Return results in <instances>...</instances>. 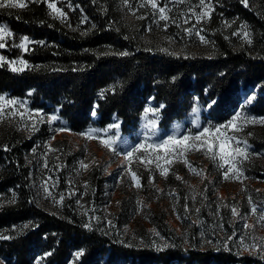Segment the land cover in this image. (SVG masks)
Returning a JSON list of instances; mask_svg holds the SVG:
<instances>
[{
	"label": "trees",
	"instance_id": "obj_1",
	"mask_svg": "<svg viewBox=\"0 0 264 264\" xmlns=\"http://www.w3.org/2000/svg\"><path fill=\"white\" fill-rule=\"evenodd\" d=\"M251 1L245 7L240 0H214L216 9L250 26L251 43L230 45L217 36V50L211 55H173L136 47L118 27L119 0H59L72 27L50 15L46 3L26 0L24 8H0V24L14 34L0 52L31 66L16 72L7 65L0 67V94L56 112L74 131L103 127L115 117L121 131L129 133L149 97L165 106L159 112L163 127L182 119L195 99L206 105L216 101L208 107L207 118L221 123L233 113L235 94L250 86L258 89L250 110L264 114V0ZM69 3L80 7L72 11ZM82 17H87L84 23ZM24 36L33 41L27 52L12 46ZM39 41L44 44L35 43ZM125 51L129 55L119 54ZM113 87L114 92L99 96ZM6 145L9 151L0 141V191L13 189L15 202L0 206V234L12 237L0 240V255L11 264H36L38 257L43 258L40 264H264L261 254L127 245L84 227L69 214L51 213L37 205L21 151ZM162 221L151 219L161 230ZM25 224L29 226L23 228ZM80 249L84 255L77 260L74 253ZM46 252L52 255L44 257Z\"/></svg>",
	"mask_w": 264,
	"mask_h": 264
},
{
	"label": "rangeland",
	"instance_id": "obj_2",
	"mask_svg": "<svg viewBox=\"0 0 264 264\" xmlns=\"http://www.w3.org/2000/svg\"><path fill=\"white\" fill-rule=\"evenodd\" d=\"M25 1L23 0V2ZM58 1L55 0L57 7L65 12ZM119 2L122 19L120 18L118 27L123 28L136 47L154 49L169 54L175 53L173 55L195 53L211 55L217 50V36H221L230 45L246 46L248 44L247 38L243 36L244 30L240 26L246 25L245 30L249 33L250 26L234 16H228L224 10L216 9L214 0H211L215 9L211 13V18H205L196 25L197 30L203 29L201 34L207 39L208 43L206 44L201 43L195 35L189 36L184 32V28L196 24V18L193 16L188 24H184L183 14L188 13L189 4L197 8L198 12V0H185L184 3L174 4L170 0H158L161 6L167 4L171 9L170 20L167 22L158 21V23L154 22L158 20V17L154 16L150 7L138 8V0H130L133 8H138L136 15H132L122 0ZM141 15L145 18L137 19V16ZM171 19H175L176 23H171ZM59 20L69 26L68 17L66 20L62 18ZM226 22L231 23V27H227ZM166 23L168 27L165 31ZM178 24L180 27H177ZM149 28L151 31L148 30ZM234 31L240 34L232 35ZM160 49H168V51ZM0 55L9 61L20 59V57L11 58L2 52ZM15 66L23 67L20 64ZM257 90L252 86L240 89L235 94L236 104L233 107V113L221 123L209 120L207 118L208 105L197 101V99L182 119L175 120L166 127L159 123L160 111L156 117H153L151 113L145 117L142 111L131 132L124 133L120 127L108 132L109 136L118 137L117 143L114 145L117 152L120 153L118 155L104 147L100 139H87L79 135L90 128L105 129L113 121L103 127H89L81 131H74L66 126L56 112H45L40 109L48 115L55 113L58 120L53 123L37 122L35 130H32L31 125L34 120L29 118V110L37 109L30 107L25 99L0 94L6 98L25 102L24 107L17 105L3 108L0 113L2 116L0 118V141L3 146L8 143L12 145L11 147L21 151L37 205L51 213H56L59 216L69 214L82 221L84 225L89 222L91 216L99 217V220H92L90 229L127 245L147 247L153 250L175 245L181 249L212 248L238 254L250 253L237 247L238 238L245 236L247 243H252L253 238H264V225H257L253 230H244V221L240 217H233L230 208L237 206L241 216H247L248 223L256 225L258 214L247 215L251 207L248 197L251 196L258 207L264 206V172L261 171L264 168V124L244 123L243 120H240L238 121L240 131L221 128L224 135H234L241 141L239 147L244 148L243 142L246 141L248 153V159L237 157L235 161H231L224 167L220 166L223 164V160L220 159L221 155L233 153L237 145L234 142L225 141L224 136L217 133L212 126L225 125L238 111L248 118L264 117V114L256 115L251 112V103L245 104V97L255 96ZM0 104L3 102L0 101ZM152 105L157 106L153 101ZM146 106H148V100L144 108ZM194 108L197 109L196 112H193ZM20 113L24 114L23 119H21ZM35 115L33 111L32 117ZM148 119L156 120L155 131L150 126L145 127ZM45 121H47V117H45ZM61 127L67 130L54 131ZM203 128H209L210 131L202 135L199 141H196L195 147H189L193 143L192 137L198 135ZM170 135L177 139L184 135H188L190 138L184 145L177 144L175 147L166 145L165 148L168 151L147 148L148 144L158 143ZM53 136L54 139H52ZM104 138L107 139V137ZM221 143L224 144L223 153L219 150ZM48 144L51 145V148L59 151H48L46 147ZM139 144H145L146 148L135 152L132 157L126 160L124 154ZM34 147L37 149L35 153L31 151ZM46 151H48L47 169L43 168ZM169 152L172 153L171 156H169ZM177 153H182V155ZM57 157L59 160L56 159ZM185 159L197 170L202 169L206 178L189 171L184 162ZM93 160L95 163H92ZM81 161L89 164L86 170L81 168ZM157 163L160 164L159 168L156 167ZM233 163L242 176L239 179H224L225 169ZM165 168L168 170L166 176L161 175V171ZM256 170L261 171L262 174ZM131 172H135L140 178L141 188L137 189L133 186ZM177 175L183 180H177ZM49 176L52 177L48 185L52 197H47L41 188L42 182ZM149 178H152L153 183H149ZM69 181H71V185H69ZM85 183L88 185L87 188L84 187ZM53 184L55 187L52 186ZM73 188L76 190V195L69 198L68 193ZM157 189L162 191H157ZM173 191L176 193L175 196L171 194ZM13 193V189L0 191V206L12 200ZM60 193L65 194L62 205L53 201V198L59 200ZM193 196H195L194 200ZM78 199L80 204H77ZM138 201H141L142 204H139ZM185 204L188 205V211H185ZM197 208L200 209L199 212L195 211ZM106 219L111 220L113 227L107 226ZM151 219H163L160 226L162 230L153 224ZM221 223H223V229L218 227ZM233 232L236 233V238L229 241L225 247L226 237ZM255 242L258 243L259 239ZM0 259H3L5 264L12 263L8 262L7 257L3 255H0Z\"/></svg>",
	"mask_w": 264,
	"mask_h": 264
},
{
	"label": "snow or ice",
	"instance_id": "obj_3",
	"mask_svg": "<svg viewBox=\"0 0 264 264\" xmlns=\"http://www.w3.org/2000/svg\"><path fill=\"white\" fill-rule=\"evenodd\" d=\"M29 2L31 3H46L47 7L51 10L50 11V15H54V18H62L63 20L67 19V13L63 12L61 8H58L56 5L55 0H29ZM93 3L96 2V0H92ZM171 3H184L185 0H170ZM240 2L245 6L248 7V0H240ZM122 3L129 9V11L132 13V15H136V12L138 11V8H147L150 7L154 16L158 17L157 22L158 21H169L170 20V16H169V12L171 11V9L168 7L167 4H164V6H161L160 3H158V0H138V8H133L132 3H130V0H122ZM14 8V7H20V8H24L27 7V4L23 2V0H0V8ZM69 7L71 8L72 11H75L77 8H79V5H71L69 3ZM197 7L199 8V11L197 12V8L193 7L191 4H189V9H188V13L187 14H183V23L184 24H188L191 20V18L194 16L196 18V24L192 25V27H187L184 28V32L186 34H188L189 36L191 35H195L196 37L199 38L201 43H208L207 39L205 38L204 35H202L201 33L203 32V29H196V25H198L202 20H204L205 18L210 19L211 18V13L215 10L212 6L211 0H198V4ZM144 16H137V19H144ZM87 20V17H82L81 19V23H84ZM171 23H176L175 19H171ZM226 26L227 27H231V23L226 22ZM69 27H71V25L69 24ZM93 27H95V25H93ZM168 27V24L166 23L164 25V30L166 31ZM177 27H180V25L178 24ZM243 31V36L245 38H247V42L251 43V39H250V33L248 31H246L245 29L247 28L246 25H241L240 26ZM149 31H151V28L148 29ZM240 33L234 31L232 33V35H239ZM13 33L8 29V27L6 25H0V49H3L5 47L8 46L7 40L6 38H11L13 37ZM127 38V37H125ZM171 39V38H169ZM33 43V41L30 40L29 37L24 36L20 38V42L19 44H15L13 43L12 46L14 47H18L20 49H22L23 51L27 52L30 49L28 48V44ZM35 43H40V44H44V41H39V42H35ZM150 50V49H149ZM161 51H168V49H160ZM122 56H126L129 55L128 52H121L119 53ZM175 54V53H173ZM5 64H7L10 68L11 71L16 72V71H23L24 68L26 67H31L30 65H28L27 61L23 60L22 58L18 59V60H11L9 61L6 57L0 55V67L4 66ZM16 64H20L23 65V67H16ZM74 71L76 69H73ZM108 91H115V88H109L106 90H101V92L99 93V96L101 98L104 97L105 93ZM32 93L29 92L28 95H31ZM154 97H149L148 99V106H146L143 110L145 117L148 116L149 113L152 114L153 117H156V114L162 110L165 106L163 104L159 105V106H153L152 105V101L154 100ZM255 97L254 96H246L245 97V104H250L254 101ZM0 101L3 102V104H0V113H2L3 108L5 106H19V107H24L25 102L24 101H19L16 99H12V98H6V96L4 95H0ZM216 103V101H212L211 103L208 104V107L211 108L214 104ZM99 105H94L93 106V111H92V115L95 116L97 114V109H98ZM243 107V106H242ZM35 112V117H32V112ZM197 109L194 108L193 112H196ZM12 115H14L15 113H10ZM21 119L24 118V114L20 113ZM45 117H47V121H45ZM0 118H2V116H0ZM29 118H33L34 122L31 125V129L35 130V126L36 123H43V122H48V123H53L56 122L58 120V116L54 113L52 115H48L47 113H44L42 110L37 109V110H29ZM243 120L244 123H260V124H264V117L261 118H248V117H244L242 112L238 111L236 112L231 119L222 126H212L215 131L217 133H220V135L224 136L225 141H231L234 142L237 146L234 148L233 153H229L227 155L222 154L220 159L223 160V164L220 165L221 167H224V165H229L231 161H235L237 157H242L243 159H248V153H247V142L244 141L243 143L245 144L244 148L239 147V144L241 143V141L236 138L234 135L233 136H226L224 135V133L221 132V128L227 130V129H235V131H240V125L238 124V121ZM151 127V129L153 131H155L157 125H156V120L155 119H148L147 123L145 125V127ZM120 127L118 118L113 119V122L111 124H109L105 129H95V128H90L88 129L86 132L80 133L79 135H82L84 137H86L87 139H93V138H98L100 139V142L104 145V147L109 148L114 154H120L117 152L116 148L114 147V145L117 143V139L118 137L115 136H109L108 132L111 129H118ZM67 130L64 127L61 128H57L54 131L56 132H62ZM210 130L209 128H203L201 130V132L198 135H195L194 137H192L193 143L192 145H190L189 147H195L196 145V141H199L201 136L208 133ZM104 137H107V139H105ZM55 137L53 136L52 139H54ZM189 136L188 135H184L182 138L177 139L174 136H168L166 139L155 143V144H148L147 148H152L153 150L156 149H165L166 151H168L165 146L166 145H172L173 147H175L177 144L180 145H184L186 141L189 140ZM39 147V146H37ZM47 150L48 151H59L58 149H53L51 148V145L48 144L46 145ZM146 146L145 144H139L136 145L134 148H132L130 151H128L127 153L124 154L125 159L127 160L129 157H132L133 154L135 152L140 151L141 149H145ZM223 149H224V144L221 143L219 145V150L221 151V153H223ZM3 150L5 151H9L10 148L8 147V145H4L3 146ZM36 148L34 147L31 151L33 153L36 152ZM198 150V149H197ZM211 150V149H210ZM48 151H46L44 153V162H43V168L47 169L48 168V161H47V155H48ZM169 156L172 155L171 152L168 153ZM178 155H182V153H177ZM57 160H59V157L56 158ZM151 162V161H149ZM185 164L188 167L189 171L193 172L196 175L201 176L202 178H206L204 177V172L203 170H197L195 167L192 166V164L190 162H188L185 159ZM92 163H95V160L92 161ZM80 166L82 169H87L89 167V164L84 163L83 161L80 162ZM156 167H160V164L157 163ZM130 171V169H129ZM167 169H163L161 171V175H167ZM224 179H239L242 176V173L239 171V169H236L235 164H231L230 167H227L224 171ZM131 179L133 180L134 184L133 186L136 187L137 189L142 187V184L140 182V178L136 175L135 172H131ZM177 180H183L182 177L178 176L176 177ZM52 180V177L49 176L46 180H44L41 184V188L43 190V192L46 194L47 197H52V192L49 191V181ZM149 183H153L152 178H149ZM69 185H71V181H69ZM53 187H55V184L52 185ZM85 188L88 187L87 183H85L84 185ZM157 191H162L161 189H157ZM259 191V190H257ZM173 196L176 195L175 191H173L171 193ZM76 195V190L73 188L69 193H68V197L71 198V196ZM83 195V194H81ZM65 199V194L64 193H60L59 196V200H55L53 198L54 203L56 204H61L63 203V200ZM192 199H195V196L192 197ZM10 203H14L15 202V193H13V197L12 200L9 201ZM119 203V202H117ZM139 204H142L141 201H138ZM248 203L251 206L250 207V212L247 215H252L255 216L258 214V219L256 222V225H252L249 224L247 221V216H241L238 207L237 206H231L230 211H231V215L233 217H240L243 221V228L244 230H253L257 225H264V206L262 207H258L254 202L251 196L248 197ZM77 204H80V200H77ZM225 207H229L228 205H224ZM185 211H188V205L185 204ZM93 212L95 211L94 209L92 210ZM196 212H199L200 209L197 208L195 209ZM85 215H87V212H85ZM179 218V217H178ZM92 220H99V217L96 216H91L89 218V222L86 223L84 225V227L86 228H91L92 226ZM106 224L109 227H113L111 220H107L106 219ZM29 225L25 224L22 227L23 228H27ZM218 227H220L221 229H223V223L219 224ZM14 230H15V226H14ZM155 231V230H153ZM157 235H159L158 233H156ZM236 238V233L233 232L231 235L227 236L225 239V247H227L228 242L229 241H233ZM8 239H12L11 236L9 235H4V234H0V240H8ZM257 239H259V242H255ZM239 242L237 244L238 248L243 249L244 251H249L250 254H261L264 255V238H253V242L252 243H247L245 242V236H240L238 238ZM209 243H211V241H208ZM52 255V252H46L44 254V257L50 256ZM84 255V249H80L78 251H76L74 253V256L77 258V260ZM43 258L42 257H38L36 259V264H40L41 260ZM0 264H5V261L3 259H0Z\"/></svg>",
	"mask_w": 264,
	"mask_h": 264
}]
</instances>
